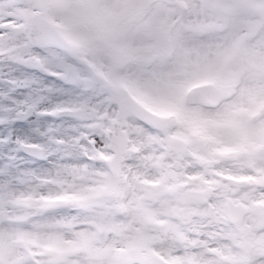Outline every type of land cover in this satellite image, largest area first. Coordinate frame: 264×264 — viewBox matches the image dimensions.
I'll list each match as a JSON object with an SVG mask.
<instances>
[{"label":"snow or ice","instance_id":"1","mask_svg":"<svg viewBox=\"0 0 264 264\" xmlns=\"http://www.w3.org/2000/svg\"><path fill=\"white\" fill-rule=\"evenodd\" d=\"M0 264H264V0H0Z\"/></svg>","mask_w":264,"mask_h":264}]
</instances>
